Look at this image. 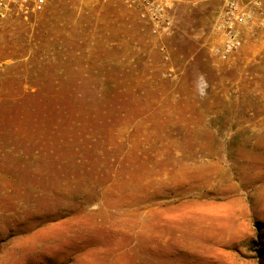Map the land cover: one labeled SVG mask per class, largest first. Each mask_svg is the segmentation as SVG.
I'll return each instance as SVG.
<instances>
[{
  "label": "rangeland",
  "instance_id": "374dc122",
  "mask_svg": "<svg viewBox=\"0 0 264 264\" xmlns=\"http://www.w3.org/2000/svg\"><path fill=\"white\" fill-rule=\"evenodd\" d=\"M230 1L0 16V264H264V10L235 0L223 56ZM235 197L246 245L210 244Z\"/></svg>",
  "mask_w": 264,
  "mask_h": 264
},
{
  "label": "crops",
  "instance_id": "0c3cea01",
  "mask_svg": "<svg viewBox=\"0 0 264 264\" xmlns=\"http://www.w3.org/2000/svg\"><path fill=\"white\" fill-rule=\"evenodd\" d=\"M239 198L242 199V197ZM210 203H212L210 212L204 213L210 215V218H204L206 230L209 231L210 229V244L215 243L221 248L224 246L240 249L244 247L247 243L248 233L252 228L253 221L250 218H253L255 214L250 212L246 206H237L236 197L222 201H211ZM263 215L260 214L259 217L261 218ZM182 220V217L181 219L174 218L175 222H182ZM208 236V233L204 235V237ZM179 237L181 238V236Z\"/></svg>",
  "mask_w": 264,
  "mask_h": 264
},
{
  "label": "built area",
  "instance_id": "2783aa9c",
  "mask_svg": "<svg viewBox=\"0 0 264 264\" xmlns=\"http://www.w3.org/2000/svg\"><path fill=\"white\" fill-rule=\"evenodd\" d=\"M255 5L258 9L264 10V0H254ZM45 4V0H0V16L10 14L13 10H21L24 7L31 8L34 11L41 10ZM147 8L151 11L150 16L154 19V22L159 26L161 20V7L160 5L155 6L150 1L147 2ZM238 8L235 0L229 2L227 19H226V36L224 39V47L222 49L223 56L236 51L241 45V38L236 33L233 27V16ZM260 23L264 24V18L260 19Z\"/></svg>",
  "mask_w": 264,
  "mask_h": 264
}]
</instances>
